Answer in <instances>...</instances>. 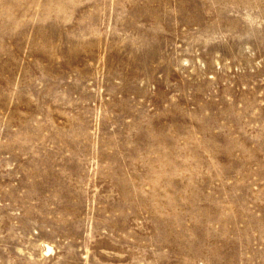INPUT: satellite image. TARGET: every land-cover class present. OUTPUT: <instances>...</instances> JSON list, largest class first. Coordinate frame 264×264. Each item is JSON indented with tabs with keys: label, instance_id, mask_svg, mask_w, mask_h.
<instances>
[{
	"label": "rangeland",
	"instance_id": "1",
	"mask_svg": "<svg viewBox=\"0 0 264 264\" xmlns=\"http://www.w3.org/2000/svg\"><path fill=\"white\" fill-rule=\"evenodd\" d=\"M0 264H264V0H0Z\"/></svg>",
	"mask_w": 264,
	"mask_h": 264
},
{
	"label": "bare ground",
	"instance_id": "2",
	"mask_svg": "<svg viewBox=\"0 0 264 264\" xmlns=\"http://www.w3.org/2000/svg\"><path fill=\"white\" fill-rule=\"evenodd\" d=\"M48 250H50V248H48Z\"/></svg>",
	"mask_w": 264,
	"mask_h": 264
}]
</instances>
